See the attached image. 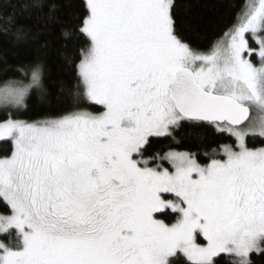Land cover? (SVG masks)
<instances>
[{"label": "snow or ice", "instance_id": "6c2138e0", "mask_svg": "<svg viewBox=\"0 0 264 264\" xmlns=\"http://www.w3.org/2000/svg\"><path fill=\"white\" fill-rule=\"evenodd\" d=\"M223 6L0 0V264L264 257V0L202 51L194 10ZM33 97L45 117L21 118ZM180 130L196 151L156 147Z\"/></svg>", "mask_w": 264, "mask_h": 264}, {"label": "trees", "instance_id": "16d2710c", "mask_svg": "<svg viewBox=\"0 0 264 264\" xmlns=\"http://www.w3.org/2000/svg\"><path fill=\"white\" fill-rule=\"evenodd\" d=\"M219 3L223 4V7H218L215 10L208 9H198V14L205 18V26L202 29L201 33L197 36H194L193 39L199 45L200 50L209 51L211 45L219 39L225 31L233 23L236 22V17L240 9L243 7L246 0H218ZM14 62V61H10ZM7 71V66L0 65V79L11 78V73ZM49 72L51 75L50 84H53L56 91H60V85L64 86V95L61 97L64 105L70 110L71 98L68 90L74 88L76 84V78L74 69L64 66L63 61L57 57L55 54L49 58ZM36 98L33 97V103L31 105L30 111L23 117V119L30 120H39L43 119L46 115V109L41 107L39 103L35 102ZM223 139V138H222ZM223 142H231L227 139H224ZM250 145L255 144V146H260L257 141H249ZM157 148L164 151L169 150V148L176 151H196V148L193 144L187 139L185 130H180L176 133V140L171 138H159V141L156 145ZM201 162H206V157L203 156V153H200ZM253 259L256 261V264H264V257H257L253 254Z\"/></svg>", "mask_w": 264, "mask_h": 264}, {"label": "rangeland", "instance_id": "374dc122", "mask_svg": "<svg viewBox=\"0 0 264 264\" xmlns=\"http://www.w3.org/2000/svg\"><path fill=\"white\" fill-rule=\"evenodd\" d=\"M257 147H259V146H257Z\"/></svg>", "mask_w": 264, "mask_h": 264}]
</instances>
